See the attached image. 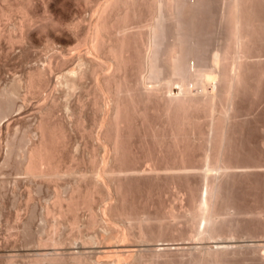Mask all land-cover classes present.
Wrapping results in <instances>:
<instances>
[{"label": "bare ground", "instance_id": "6f19581e", "mask_svg": "<svg viewBox=\"0 0 264 264\" xmlns=\"http://www.w3.org/2000/svg\"><path fill=\"white\" fill-rule=\"evenodd\" d=\"M45 1L47 5L48 2H50V0ZM76 1L79 2V0ZM80 1H84V3L88 5L94 3L96 5L98 2V6L96 7L95 5H89L91 8L94 7L95 9L90 8L93 10L94 14L92 16L90 15L91 20L85 25V20L83 21L82 19H77V21L75 20L68 23L60 22L53 18L48 13L50 10L48 11L47 9H44L46 11L44 17H40V15L38 16L33 12L32 7L34 5V0H21L16 6L11 3V0H0V23L2 20L11 19L13 13H19L21 15L18 23L15 26L13 25L14 28H12L10 33H7V37L12 44L20 43L23 45L26 44L25 42L32 40L31 32H33V28L36 29L37 22L38 28L41 27L47 31L61 28L70 33V36L63 37V35L58 33V30H55L53 36L48 37L45 44L46 50L48 49L52 53L46 57L44 64L29 70L23 79L24 88L28 94H39L43 88L50 86L49 94L45 96L44 100H42L43 102L38 107L37 113L39 114V121L36 125V133L39 135L38 140L32 143L27 150L25 149L26 151L20 152L21 154H19L18 152L21 149L15 152L14 149L16 147L14 148V142L12 143V140L10 141L7 139L6 145L4 144L6 146V152L3 161L8 164L12 161L13 156H15L16 159L20 156L21 158L17 161L19 170L30 179V185L34 184L36 185L34 187H38L37 189L40 190L42 186H39L42 184V181L55 182V180H59L62 176L66 174L69 175L73 172L70 170V166V169L67 167V169L60 168V155L63 149H66L65 146L67 143L65 128L60 123V125L56 122L52 123V120L55 117L56 110L60 106H62L61 108H64L68 114L70 113V115L75 112L65 101V104L61 103V105L59 103L57 91H61L66 97H72L74 93L83 88V82L88 75L93 78L95 77V86L92 90L94 94L92 106H95V108L102 112V117L99 119L102 129L96 141L99 142L100 147L104 148L106 146L102 143L103 141L110 147L109 154L105 152L108 155L104 156L101 161L99 159L100 165L94 164L95 166L92 168V175L90 174V177L84 178L85 175L83 179L80 177L82 181L78 179L80 182L77 181V183L69 189L68 193L57 190L58 188L54 190L55 201L53 208L55 207L57 209L52 210H56L58 215H53L56 219H54V221L51 220V231L49 230V234L51 233V235L46 234L47 236L43 238L39 233L34 234L31 231L33 235L31 233L32 236L30 237L32 242L38 243L37 245L39 246L41 245L44 248L51 246V250L42 252L34 251L31 254L34 258L32 261H29V264H233L235 262H241L242 264H264V205L256 210H245V208H242L236 203L235 195L233 194V188L237 185L236 181L239 180V178L242 179L241 177L248 178V176L251 177L252 175H261L260 173L264 175V164L256 162V164L251 165H238L234 162L235 159L233 161L234 155L236 154L234 145L235 132L233 128L235 123L233 124L231 121L232 119L230 120L233 114L230 116L226 111L225 113L222 112L224 116H220V118L215 121H211L208 125L209 128L202 130L203 128L200 129L198 126L200 119L198 120V118L195 117L186 118L188 116L183 117V115L180 117L172 113L175 109L171 111L172 97L177 94L185 93L184 74L188 73H185L187 69H189V72H193V76H189L190 78H194V82L192 81L194 85L198 83L196 81L201 79V81L205 83L203 86H206L207 94H214L213 87L211 86L213 83L211 82L212 77H210V74H212L211 70L213 68L216 69V72L221 70V57L223 54L220 55L219 53L220 47H222L223 43L227 40H230L229 38L233 41L232 43H236L237 46L239 45L238 47H246L247 38L249 37V28L254 25L255 21H258V24L260 21H263V18L255 14V10L248 4L251 0H103L101 3H99L100 0ZM157 10H159V12H156ZM205 17L216 23V34L212 35V39L214 40L212 41L215 42L216 48H213V52L210 50L211 53L207 54V57L206 55L204 56V53L206 54L207 51L204 53V49L202 51V57L204 56V58L206 57L208 59L207 62L204 61L205 64L208 63V65L213 67L209 71V76L208 74L201 75L202 72H200L202 70H200V68L203 67L201 65L203 59L201 57V49L203 47L201 39L204 33L202 21ZM227 20L231 22L229 26L232 25V31L231 28H229L231 31L229 36L228 33L225 32L226 29L224 30L225 26H223L224 22L226 25L228 22ZM155 24L159 25V28L153 27ZM35 25L36 27H34ZM255 27L256 26H254V28ZM14 31L17 32L15 33L16 35H14ZM226 38L227 40L225 41ZM206 40L208 41L209 39ZM202 41L204 43L206 42L204 40ZM69 43H73L74 45H72L71 48L73 51L71 55L67 54V50L65 51L63 49L64 46H62L64 44H68L69 46ZM58 45L62 47L58 49ZM231 46H233V44ZM209 47L211 48V46ZM248 49L250 51V48ZM221 51L222 50H220V52ZM136 53L140 55L141 62H144V59L150 60L152 57H155L154 59H160L162 57V59L171 60L174 65V67H172L175 69L176 77H173V74L172 76H168L169 78L167 77L168 80H165L166 83L163 85V89L164 86H166L167 91H161L162 96H160L161 98L166 97L164 98V100H166L164 102V107H162L163 112L160 117L162 116L164 118L161 123V125L164 126L161 127L170 129L168 133L165 132L166 129L164 131L162 129V132L160 131V124L154 123L148 115V107L146 108L147 104L145 103L146 106L142 105L145 99L140 95V85L142 83L139 69L141 68H138V65H136L139 71L137 72L134 67ZM165 59L164 61L162 60L164 64ZM71 61H77V65L69 68V63ZM137 62L140 63L139 61ZM166 65L170 66L171 64L169 65L167 62ZM239 65L241 66V64ZM223 71H220V73L216 75V81L220 82L219 80H223L226 76V74L224 76L226 70L224 73ZM203 72L205 71L203 70ZM54 74H57V79L53 84L50 76ZM145 75L147 76V73ZM160 76L162 77V75ZM244 77L245 76H243V78ZM240 78V74L227 78L229 90L226 97L225 110H229L230 112L227 111L229 113L237 106L235 104L239 95L238 88L241 80ZM153 81L157 84V78H154ZM224 81H226V79H224ZM144 82L145 80L143 83ZM189 82H191V79ZM218 82L216 83L218 84ZM21 83L23 84V82ZM21 83L14 81L11 85L9 84L10 86L0 88L2 89L0 90V129L2 126L6 129H9L11 126L10 123H1L3 118L11 114V112H14L17 106V98L19 101V90L21 91L22 89ZM162 83L164 84V82ZM159 85L160 84H158V86ZM150 86H152V84ZM218 87L219 86H217V88ZM172 89L174 94H171ZM193 94L195 95V92ZM178 97L181 96L179 95ZM179 99L181 100V98ZM197 99L199 100V98ZM80 102L81 99L79 100V103ZM178 102L179 100L177 103ZM184 102L185 100L182 103ZM80 104L84 106L82 102ZM174 104L176 103L174 102L173 105ZM156 106L154 105L155 110ZM135 120L138 121L137 124H139L140 127H143L142 136L145 139L149 135L152 136L153 141L158 145L160 153L163 152V147L166 145L169 147L171 144L173 147H176L178 153H180V155H178V157L180 156V163L178 162L176 165H170V163L168 164L169 161L167 162V160H169L168 158L163 164L158 163L159 161L152 160L154 163H150L151 166L145 169H142L143 167L141 168V165L130 164V156L134 158L132 155L133 152H135L133 147L138 146H132L133 143L130 139L134 133V130L132 131L134 128L133 123L137 122ZM185 130H187L191 137L198 141V145H201L200 147L204 149V162L200 166L187 165L184 161L186 145H182V142L185 140L183 138ZM132 139H134V137ZM0 145L2 149V144ZM181 146H184V148H181ZM108 147L106 146L105 148L107 149ZM196 150H198V148ZM163 155L164 153L162 156ZM151 157L153 156L151 155ZM162 159H165V157ZM135 160L136 157L133 161ZM200 160L202 159H199V161ZM194 177H201L204 179L205 196L201 194V196H198L199 193L197 192L198 194L196 195L194 192V189H197L196 183L192 182ZM18 178L13 179L16 180V183L12 181L17 187V184L20 183V178ZM24 179L22 180L24 181ZM163 179L167 181L171 180L174 185H177V181L179 182V180H185L186 186L182 191H184L183 193L189 199L187 206L182 205L183 210L181 209L182 211L178 212L174 205L160 203V205L164 204L166 206H160L161 209L155 207V210H149L148 207V210L143 209V211L140 210L142 212L138 211L137 204L140 202V197L136 198L134 192L143 186L144 190H146V194H144L147 200H149L153 195V190H155L153 186L157 185V187H159L158 182ZM6 181H0V186L1 184H5ZM6 185L8 184L3 185V187ZM15 186H13L14 189ZM48 188L49 187L46 189ZM31 189L35 190V188ZM62 189L64 188L62 187ZM158 189L160 190V188ZM1 190H4V188L2 189L1 187ZM140 190L142 191V188ZM31 195L32 193L29 191V199ZM96 197L109 200V202L101 208L100 214L95 211V206L93 205L94 198L97 199ZM184 198H182V200ZM151 205L154 207V202ZM145 206H148V203H145ZM156 206L159 207V203ZM139 207L141 208V206ZM83 208H86L90 212V217L88 221L85 222L86 224H81V219L79 220V212ZM52 210L51 208H47V213H55ZM70 212H72V220L70 221H72V225L76 228V231H74L76 233L72 234L70 237L67 235H65L67 237H64L61 234L62 231L60 232L59 229L60 223L62 224L59 217L65 216ZM239 215H246L247 217L250 215V219L253 220L254 218L255 223L250 224L248 223L249 221L247 222L245 219L239 218ZM28 221H30V219ZM63 222H65V220H63ZM68 222L69 221H67V224ZM69 223L71 224V222ZM25 225L29 226L28 222H24L23 226ZM73 226L71 229H73ZM27 228L29 230V227ZM27 228L25 227L24 229ZM43 230H45V228H43ZM84 230L88 232L85 233ZM25 233L26 232L23 234ZM25 236L27 237V235ZM29 236L30 234H28V237ZM246 239L255 242L252 246H250V244L246 245L245 242V244L243 243ZM67 241L68 244H66ZM140 244H144L146 247L141 248L143 245L140 246ZM63 245L66 247L64 248ZM63 248L64 250H60ZM39 249L42 248L40 247ZM5 264H14V261L10 258Z\"/></svg>", "mask_w": 264, "mask_h": 264}, {"label": "rangeland", "instance_id": "374dc122", "mask_svg": "<svg viewBox=\"0 0 264 264\" xmlns=\"http://www.w3.org/2000/svg\"><path fill=\"white\" fill-rule=\"evenodd\" d=\"M15 1L11 0V3L14 6L19 4L21 0H19V1L15 0ZM102 1L103 0H100L99 3H101ZM255 2H256V4H255ZM251 3L253 4V6ZM248 4H250L252 9L255 10L254 11V12H256L255 14H257L261 18H263L262 19L263 21H260L259 24H258V21H255L254 25H252L249 28V35H248L249 37L247 38V45H246L247 48L246 47H243V48L238 47L239 45L237 46L236 43H235L236 45L234 43H232L233 41L229 37L228 38L230 40H227V38H226L225 41L226 40L227 41L225 43H223V45H222V47L224 49L222 47H220L221 48L220 50H222L223 53H222V51L220 52V50L217 48L219 50L220 55L223 54L221 57L222 62H221V70L220 71L222 72L223 70L224 71L226 70L225 73L223 71L224 76H225V74H226V76L223 78V80L222 79L219 80L220 82L216 81V78H217L216 75L218 73H220V71L216 72V69L211 67V65H208V63L205 64V62L208 61V59L206 58L207 54H210L211 51L212 52L214 51L213 48L214 49L216 48L215 42H213L214 40L212 39V35L216 34V29H215L216 23H214L213 20L208 19L207 17L203 18L205 21L204 20L202 21V24H203L202 29L204 28L203 29L204 33L203 32L202 33L204 36L202 35L203 38L201 37L202 38L201 43L203 46L201 49V53H202L203 49H204L203 53L206 51L207 52H206V54L204 53V56L206 55L205 58H204V56L202 57L203 53L201 54V57L203 58L202 61L203 62L205 61V62L203 64V62L201 61V65L203 67L201 66L202 68H200V70L201 69L202 70L200 72H202L201 75L208 74V76H209V74H210L209 71L213 68L211 70L212 74H210V77H212L211 82L213 84H211V86L213 87L212 89H213L214 94H211V95L209 93L207 94V88H206V86H203V85H205V83H203L204 81H201V79L196 81L198 83H195V85H194V83H193L194 78L193 77L190 78V76H189V75L193 76V72L192 71L189 72V69H187L185 71V73H187V72L188 73L184 74V76H185V79H184V83H185L184 88L185 89H184V91L186 94L185 93L179 94L181 97H178L179 96L178 94H177L178 96L172 95L173 101H172V106H171V111H172V109H175L172 111V113L174 115H178L180 117H182V115H183V117L188 116L186 118H194L195 117V118H198V120L200 119L198 122V126L200 129L203 128L202 130H206L207 128H209L208 125L210 124L211 121H215L216 119L220 118V116L221 117L224 116L223 114L225 113V111H226V113H228V115L230 114V116L233 114L232 117L230 118V120L232 119L231 120L232 123L233 124L235 123L234 124L235 126L233 125L234 126L233 128H234V132H235L234 133V138H235V140H234L235 144L234 145H235L236 154L234 155L235 157L233 158V161L235 159L234 162L238 165H245V164L251 165V164H256V162H258L259 164H264V149H263L264 148V35H263L264 34L263 33L264 32V26H263L264 23H261V22H264V15H263L264 14V0H260V3H259V0H251V2H249ZM89 5L84 3V1H80V0H79V2L76 0H50V2H48V5H47L45 0H42V1L41 0H34V5H33L32 9H33V12L35 14H37L38 16L40 15V17H44V15L46 14L45 10L47 9L48 11L50 10L48 13L53 18L57 19L60 22L68 23V22H72L75 20L77 21V19H79V20L82 19L83 21L84 20L86 21V22L84 21V25H85V24H88L90 22L91 16L94 14L93 10H91L94 7L91 8L90 6L95 5V3L91 4L90 6ZM255 5H257V6H255ZM96 6H98V2L96 3L95 7ZM156 12H159V10H157ZM20 16L21 15L19 13H13L11 19L9 18L7 20H2L0 23V28H2V29H0V88H4V86L8 87L14 81L18 82V83L23 82V84L22 83L20 84L22 86V89H21V91L19 90V95H18L19 101L17 98V106L15 107L14 112H11V114H9L5 118H3L2 123H1V124L10 123V125H11L9 128L10 130L4 128L3 126L0 129V131H1L0 132V144H2V149L0 148L1 149V151H0V181L8 180L5 183L8 185L3 187V185H5V184H1V186H0V194H1L0 195V249H1L0 250L1 251L0 252V264H5L6 261H8L10 258L14 261V264H26V263L29 264L30 263L29 261H32V259L34 258V256L31 255L34 251L42 252V251L51 250L50 249L51 246H48L49 248L46 246H45L46 248H44L41 245L39 246V245H37L38 243L32 242V239H30V237L33 235V233L34 234L39 233L40 236L42 235L43 238H45L47 236L46 234L51 235V233L49 234V232L51 231V229H50L51 228V225H50L51 220L54 221V219H56V218H54V216H56V214L58 215L56 210L55 211L52 210V209H57L55 207L53 208V204L55 201V198H54L55 191L54 190L56 188H58L57 190H61V191H64L65 193L66 192L68 193L69 189L72 186H74V184H76L77 181L78 182L82 181L84 175H85L84 178L90 177L92 175V168L95 165H100V161L102 160V158L104 156L108 155L110 152L109 151L110 147H108L109 145L107 143H105L104 141L102 142L103 144H105L108 147L106 149L105 148L106 146L104 148L100 147L99 142L96 141L97 140L96 138H98L97 136L100 134L101 129H102V127L99 123V119H101V117H102V112L99 111L97 108H95V106H92L93 105L92 101L94 98V94H93L92 90L94 89V86H95V77L93 78L92 76L88 75L89 77L87 76L85 78V81L83 82L84 83L83 88L80 89L78 92L74 93V95H72V97L71 96L66 97V96H64V94L61 91H57L59 103L65 104V102H66L67 104H69L73 108V110L75 112L70 115V113L68 114L65 111V109L61 108L62 106H60L56 110V114L54 115L55 117L52 120V123L53 122H56L58 124L60 123L65 128L64 130H65L67 143L65 146L66 149H63L62 154L60 155V162H59L60 168L61 169L62 168L67 169L70 166L71 169L70 168L69 169L72 170L73 172H71L69 175L66 174V175L62 176L59 180H55V182L51 181L52 184H51V182H48V181H44V182L42 181L41 182L42 184L39 186V187L42 186L41 190H40V189H37L38 187H34L36 185H34V184L30 185V183H31L30 179L27 177L26 174H24L21 170H19L18 165H17V161L21 158L20 156H18L17 159L15 156H13L12 161L9 162L8 164L3 161V158L5 156L4 154L6 152V148H5L6 144L5 143H6L7 139H9L10 141L12 140V143L14 142V144H13L14 148L18 147L17 149L16 148L14 149L15 152L18 151V149H21L18 152L19 154H21L23 151H26L31 146L32 143H35V141H37L38 137H39L38 133H36L37 132L36 131V125L39 121V114L37 113L38 107L43 102L42 100H44L45 96L47 94H49L50 86L43 88L39 94L38 93H35V94L29 93L28 94V92L24 88L25 85H24L23 79L25 78V76L29 70H31L32 68H34L36 66H41L42 64H44L46 57L52 53V52H50V50H48V49H47L48 51L46 50L45 44H46V40L48 39V37L53 36V34L55 33V30H58V33H60V35H63V37L70 36V33L68 31L63 30L61 28L60 29L59 28L53 29V30H51L52 32L49 30L48 31L44 30V28H41V27L38 28V22H37V27H36V25L34 26V27H36V29L33 28L34 30L32 29L33 32H31L32 40L25 42L26 44H23V45L20 43L12 44L9 41V38L7 37L8 36L7 33L8 32L10 33L12 28H14V26L18 23ZM14 18H16L17 20ZM8 21H9V23H8ZM227 21L226 22L228 23V25H227V23L225 25V22H224L223 26H225L224 30L226 29L225 32H227L228 36H229L231 34V31H232V25L229 26L231 24V22H229V20H227ZM213 24H215V25H213ZM158 26L159 25L155 24L153 27L159 28ZM254 26H256V27L254 28ZM259 26H261V27H259ZM205 27H206V30H205ZM156 28H154V29H156ZM229 28H231V31ZM15 33H17V32L14 31V35H16ZM206 39H209V40L207 41ZM160 40H162V39H160ZM202 40H204L206 42L204 43ZM228 42H230V43H228ZM231 43L233 44V46H231L232 45ZM212 44H214V45H212ZM60 45L57 46L58 49L60 47L64 46L63 49L65 51L67 50L66 53L69 55L72 54L71 52H73V51L71 50V48H72L73 43H69V46H68V44L67 45L64 44L62 46H60ZM225 45H226V47H225ZM24 46H26V47H24ZM209 46H211V48ZM227 46L230 47L231 50ZM236 47H238V48H236ZM235 48L238 52L235 50ZM248 48H250V51ZM228 50H230V51H228ZM235 54H237V55H235ZM138 55L139 54L136 53V56H135L136 62L134 64L135 70L137 72L140 71L141 74L144 71H146L142 75L140 74V80L142 83L140 85V87H141L140 88V95L143 99H145L142 105L146 106L145 103L147 104L146 108L148 107L147 109H148V115H149L150 119L154 123H157L158 125L160 124L159 128H160V131L162 132V129L164 131L167 128V127L166 128L161 127V126H164V125H161V123L163 122L162 120L164 118L162 116L160 117V115H162V112H163L162 107H164V102L166 100V99L164 100V98H166V97L161 98L160 96H162L161 91L162 92H163V90L167 91V87L164 86V89H163V85H165L166 81L168 80V78H169L168 76H172V74H173V77H176L175 69L173 68L174 65L171 62V60L169 61V60H166L165 58H164L165 59V64H164V62H163L164 59H162V57L160 59L159 58L154 59L155 57L154 58L152 57L150 60L144 59V62H141L140 61V55L139 56ZM137 58H138V60H137ZM158 60H159V62H158ZM137 61H139L140 63H138ZM71 62H72V64H71ZM71 62L69 63V66H70L69 68L75 67L77 65V61H71ZM167 62L169 65L170 64L171 65L170 66L166 65ZM239 62H241V63H239ZM73 64H74V66H73ZM152 64H154V65H152ZM239 64H241V66ZM136 65H138L137 66L138 68H141V69H139V71H138V68L136 67ZM142 66H144V67H142ZM150 66H152V67H150ZM223 66H225V67H223ZM170 67H171V69H170ZM164 69H165V71H164ZM203 70L205 72H203ZM136 71H135V74L137 75ZM146 73H147V76L145 75ZM159 73H160V75H162V77L159 75ZM152 74H153V76H152ZM237 74L238 75L240 74V77H241L240 78L241 80L239 83V88H238V94L239 95L237 97L236 104H235L237 106H235L234 110H231L232 112L229 113L230 112L229 110H225L226 109L225 108L226 107V105H225L226 97H227V93L229 90V82H227L228 81L227 78L235 76ZM242 75L245 77L243 78ZM51 76H52V78H51ZM51 76H50V79H51L52 83L54 84L56 82V79H57V74H54ZM154 78H157V82H156L157 84L154 83L155 82V81H153ZM12 79H13V81H12ZM190 79H191V82H189ZM224 79H226V81H224ZM242 79H243V81H242ZM144 80H145V82L143 83ZM187 80H188V82H187ZM11 81H12V83L10 84ZM162 82H164V84ZM216 82H218V84ZM222 82H223V84H222ZM151 84H152V86H150ZM158 84H160V85L158 86ZM226 84H228V85H226ZM187 85L190 87H188ZM201 85H202V87H201ZM217 86H219V87L217 88ZM226 86H227V88H226ZM240 86H242V87H240ZM222 87H223V89H222ZM224 87H225V90H227V91L224 90ZM146 89H147V91H146ZM0 90H2V89H0ZM188 90H189V92H188ZM150 91H154V92H150ZM172 91H173V89L171 90V94H174L173 93L174 91L173 92ZM216 91H218L219 93ZM194 92H195V95L193 94ZM196 92L198 93V95ZM200 93H203V94H200ZM190 94H193V95H190ZM225 94H226V96H225ZM205 95H206V97H205ZM214 95H215V97H214ZM175 96H177L178 98ZM23 97H24V99H23ZM65 97H66V99H65ZM218 97H220V98H218ZM179 98H181V100H183V101L185 100V102L182 103L183 101H181ZM197 98H199L200 101ZM207 98H208V100H207ZM70 99H71V101H70ZM80 99H81V102L83 103L82 105H84V106H81V104H80L81 102L79 103ZM186 99L187 100L189 99V100L187 101ZM203 99L205 101V104H204ZM146 100L148 103L146 102ZM178 100H179V102L177 103ZM210 101L212 102V104ZM174 102L176 104L173 105ZM186 102H187V104H186ZM197 103H198V105H197ZM154 105L155 106L157 105L156 110H155ZM179 107H182V108H179ZM187 108H188V110H187ZM214 108H216V109H214ZM219 108H221V109H219ZM193 109H194V111H193ZM212 110H214V111H212ZM80 111H82V112H80ZM175 111H177V112H175ZM180 111H181V113H180ZM227 111H229V112H227ZM219 112H220V114H219ZM222 112H224V113L222 114ZM235 113L237 114V116ZM233 116H236V117H233ZM211 118H214V119H211ZM135 121H137V120H135ZM137 123H138V121L136 123H133L134 128L132 127L133 128L132 131L134 130L133 131L134 133L132 132L133 134H132V137L130 139H131V142L133 143L132 146H135V145H138V146L133 147L135 152H133L132 155L134 158H131L132 156H130V159H131L130 164H132V165L138 164L139 166L141 165L140 166L141 168L143 167L142 169H145V168H149L148 166H151V164L154 163L153 161H159L158 163L163 164L164 161L167 160V158L169 159V160H167V162L169 161L168 164L170 163V165H176L178 162L180 163V161H179L180 156L178 157V155H180V153H178V149L176 147H173V145H171V144H170L171 146L169 145V147H167V145H166L163 147V152L160 153L158 150L159 149L158 145L156 144L155 141H153L152 136L149 135L145 139L142 136L143 127H140L139 124H137ZM135 124L139 127H137ZM236 124H237V126H236ZM215 126H217V125H215ZM215 126H214V128H215ZM169 130L170 129H166L165 132L168 133ZM137 132L138 133L141 132V133L138 134ZM7 134H8V136H7ZM189 135L190 134L188 133V131L185 130L183 133V138L185 140H183L184 142H182V145L183 144H184V146L186 145V147H185L186 148V152H185L186 156L184 153V161L187 165L200 166L204 162V159H203V153H204L203 150L204 149H203V147L202 148L200 147L201 145H198L199 143L197 140H195L193 137H191V135L189 137ZM6 137H9V138H6ZM133 137H134V139H132ZM187 138H190V139H187ZM139 143H142V144H139ZM190 144H192V145H190ZM17 145H20V146H17ZM96 146H98V147H96ZM184 146L183 147L181 146V148H184ZM0 147H1V145H0ZM150 147H152V148H150ZM170 148H171V151H170ZM197 148H198V150H196ZM167 149H168V151H167ZM94 150H95V153H94ZM136 151L138 154L136 153ZM140 151H142V152H140ZM105 152H107L108 154H106ZM163 153H164V155L162 156ZM95 154H96V156H95ZM151 155L153 157H151ZM135 157H136V160L133 161V159H135ZM163 157H165V159H162ZM62 158H63V160H62ZM185 158H187V159H185ZM99 159H100V161H99ZM199 159H202L203 161L202 160L199 161ZM90 160H92V161H90ZM175 160H176V162H175ZM172 161H174L175 164ZM260 174L261 175H252L251 176L252 178L250 176H248V178L247 177H241L242 179L239 178L240 181L237 180L238 181V182L236 181L237 185L235 184L236 186H234V188H233V194L235 195L234 197H235L236 203H238V205L241 206L242 208H245V210H248V211L254 210V209L256 210L257 208H260L261 206L263 207V205H264V200H263L264 199V175H262V173H260ZM24 177H25V179H24ZM80 177H82V179ZM15 178L16 179L18 178L20 181V183L17 184L18 187L15 186L16 184L14 185V183L12 182V181H15V183H16V180H13ZM21 178L24 179V181ZM245 178L247 179V181ZM78 179L79 180L81 179V180L79 181ZM249 179H250V181H249ZM9 180L11 181V183ZM203 180L204 179L201 177H194L192 179V182L196 183L197 189L194 186V188H195L194 192L196 193V195L199 193L198 196H201V195L205 196L206 195L205 184H204L205 181H203ZM164 181H166V182H164ZM180 181H181V183H180ZM252 181H253V183H252ZM144 182H147V181H144ZM160 182H158L159 187H157V185L153 186V189H155V190H153V195L151 197L152 200L151 199L147 200V197L145 195L146 190H144L143 186L141 188H142V191H145V192H142L140 190L141 188L137 189L140 192H138L137 190L134 192L136 198L140 197V202H138L139 204H137L138 211H140V210L143 211V209L148 210V207H149V210H153V209L155 210L156 209L155 207H157V209H161L160 206L163 207L166 205H174L176 211L178 210V212H180L183 210L182 205L187 206L189 199L183 193L184 191H182V189L186 186L185 180H179V182L177 181L178 186L174 185L171 182V180L167 181V180L163 179ZM163 182H164V184H163ZM13 186H15V189ZM1 187H2V189L4 188V190H1ZM29 187H30V189H29ZM47 187H49V188L46 189ZM62 187L64 189H62ZM6 188H7V190H6ZM31 188H35L36 191L34 189H31ZM158 188H160L161 191ZM162 188H164V189H162ZM29 191H31V193H32V195H31L32 199L28 198V192ZM5 192H6V195H5ZM154 195H156V196H154ZM96 198L98 200L94 198V201L95 200L96 201L95 202L93 201V205L95 206V211L98 214H100L101 208L105 204H107L109 202V200L104 199L102 197H100L101 200L99 199V197H96ZM182 198H184V199L182 200ZM27 199H29V200H27ZM144 200H146V201H144ZM155 200L158 202H156ZM147 201H149V202H147ZM153 202H154V207H152V205H151ZM145 203H148V206H145ZM158 203H159V207L156 206V205H158ZM160 203L161 204L164 203L166 205H164V204L160 205ZM182 203H184V204H182ZM139 206H141V208ZM47 208H51V210L54 211L55 213L48 214ZM150 208H152V209H150ZM142 211H140V212H142ZM71 213L72 212H70L69 214H66L65 216L59 217L60 220L62 221V224L60 223V225H59L61 228L59 227V229H60V232L62 231L61 234L64 237H67V236L70 237V236H72V234L76 233V232H74V231H76V228L72 225V221H70V220H72V218H71L72 214ZM89 213H90L89 210H87L86 208L81 209V211L79 212V220L81 219L80 220L81 224L82 223L86 224L85 222L88 221V219L90 217ZM46 214H47V216L49 215L48 218H47ZM249 216L250 215H248V217ZM238 217L243 219V220L245 219V221H247V222L249 221L248 223H250V224L255 223V219L253 217H251V218H253V220L250 219V217L248 218L246 215H242V216L239 215ZM57 218H58V216H57ZM27 219L28 220L30 219V221L32 223L30 221H28ZM63 220H65V222H63ZM53 221H52V223H53ZM67 221L71 222V224L69 222L67 224ZM22 222L23 223L28 222L29 226H26V225L23 226ZM46 222H47V224H46ZM103 225H104V223H103ZM72 226H73V229H75V230L71 229ZM25 227L26 228L29 227L30 231L28 230V228L24 229ZM43 228H45V230H43ZM18 232H19V234H18ZM20 232H21V235H20ZM22 232L23 233L26 232V233L23 234ZM84 232L87 233L88 231L84 230ZM27 233L30 234L29 237H28ZM31 233H32V235H31ZM25 235H27V237ZM65 235H67V236H65ZM244 242L246 243V245L250 244V246H252L255 241L246 239V241H243V243ZM66 244H68V241ZM140 246H142L141 248L146 247V245H144V244H140ZM40 247L42 249H39ZM63 247L65 248L66 246L63 245ZM64 248L60 249V250H64ZM2 252H4V253H2ZM237 263L240 264L241 262H235L233 264H237ZM253 264H258V263H253Z\"/></svg>", "mask_w": 264, "mask_h": 264}]
</instances>
